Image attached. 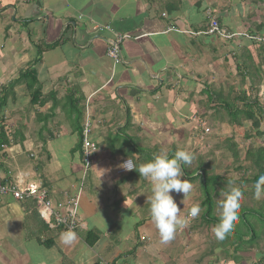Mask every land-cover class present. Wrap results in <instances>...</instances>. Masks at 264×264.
<instances>
[{"label": "crops", "instance_id": "crops-1", "mask_svg": "<svg viewBox=\"0 0 264 264\" xmlns=\"http://www.w3.org/2000/svg\"><path fill=\"white\" fill-rule=\"evenodd\" d=\"M207 10L213 12L224 35H234L232 39L209 34ZM263 15L264 8L259 10L251 0H0L3 176L9 183L24 185L31 182L33 169L55 204L63 201L64 191L80 190V218L87 231V236L75 233L76 239L66 245L60 242L62 233L50 229L45 234L54 239L51 249L36 241L21 242L25 225L32 222V202L6 198L0 203V217H4L0 220V264H65L68 258L73 261L68 264H134L129 262L134 252L148 253L151 237L138 230L155 226L145 197L150 181L136 170L123 172L121 165L130 160L138 170L162 152L171 156L187 147L193 154L207 147L202 140L205 130L189 127L193 123L190 114L209 123L207 117L213 118L209 113L216 104L208 95L212 91L228 94L231 87H237L233 84L224 91L220 85L214 90L211 78L229 53L244 52L248 44L243 47L236 42L248 41L244 34L255 31ZM96 25L111 26L112 32L95 29ZM116 34L126 37L121 45L123 62L117 65L107 55ZM39 51L43 54L38 63ZM34 64L38 84L33 92L42 98L32 101L24 73ZM88 121L93 123L90 139L97 148L87 173L93 160L97 161L95 178L84 185V160L76 140L83 138ZM64 132L74 143L68 154H58V145H51L63 139ZM118 157L121 165L116 171ZM187 169L191 172L188 165ZM184 177L188 179L185 172ZM134 193L138 197L131 199ZM200 196L193 204L203 202L201 190ZM35 217L37 226L44 221L40 214ZM141 217L146 218L138 222ZM127 223L138 234L133 247L129 239L122 242L120 228ZM36 229L44 240L49 239L43 226ZM190 232L185 236L188 241L192 240ZM89 236L94 245L89 244ZM159 239L157 256L181 264L178 260L184 257L166 260L160 255L165 244Z\"/></svg>", "mask_w": 264, "mask_h": 264}, {"label": "trees", "instance_id": "trees-1", "mask_svg": "<svg viewBox=\"0 0 264 264\" xmlns=\"http://www.w3.org/2000/svg\"><path fill=\"white\" fill-rule=\"evenodd\" d=\"M251 2L256 7H259V10L260 7L264 8V0H251ZM244 35L252 44L246 47L244 52L241 54L233 52L237 63L238 75L240 76V85L243 87V90H237L235 87H231L228 94H225L223 91H212L209 99L211 102L216 104V106L212 108L214 110L213 116L217 120L222 121L223 115L221 116V114L222 112L226 113L230 123L233 125V129L238 131L241 139L248 142L252 139L253 135L251 132H247L244 127V124L247 122L251 124V128L255 131L257 136L264 137V131L262 129L264 125V105L261 103L259 97V86H261L264 81V43L259 42L258 40L264 39V15L263 21L255 26V31L249 30V33H245ZM250 47H257L256 57L252 53L254 51ZM38 54L39 63L43 53L39 51ZM260 60L262 62H260ZM35 65L36 64L24 73L28 87L32 92V101L36 96L41 97L39 93L36 94V92H33L34 86L38 84V76ZM2 134L1 137L3 136ZM3 141L6 142L5 140ZM227 142L231 144L230 148L233 147L236 151L239 149L238 147H240L233 139L228 140ZM78 150L82 153V161L84 160V164L85 158L83 154L84 147L82 136L79 139ZM244 150H246L244 157L245 160L251 164L254 162V165H251L250 167H238L236 172L240 173V178L237 180L227 179L216 174V172L209 174L207 169L214 167V164H211V155H206V157L200 156L195 160L197 163L193 161L195 164L192 162L191 165H188L191 169H193L192 173L194 174L192 177H188L189 180H201V177L203 179L201 180L202 185H200V188L203 192L204 200L199 205L201 207V211H204L202 218L205 220L204 223L207 224V227L216 225L219 222V213H214L219 212L217 208V199L220 198L221 194H225L231 187H239L243 192V203H241L239 221L230 233L231 237L229 235V238L236 241L233 247H230L233 249V255L228 250L230 248H225L227 249V251H225L228 254L227 256L233 257L235 264L243 263V255L259 250L260 243L264 240V198L258 201L255 199L254 195L255 183L259 176L264 175V141L263 147L261 148H254L253 145L247 144L244 146ZM238 152L239 150L235 155V159L239 155ZM195 154L196 152L193 153V156H195ZM183 169L186 170L187 165L183 166ZM198 172L202 173L197 174ZM258 203L260 205H258ZM34 206L35 205L32 202V205L29 207L33 212L31 216L32 222L26 224V227L28 225H33L37 228L39 225L43 226L45 229V231L43 230V234L50 231V229L61 233L67 231L63 227L52 228L44 221L41 223L37 222V226L35 223V215L39 216V214ZM39 233L41 234L40 231ZM37 237L39 244L44 245L48 249L54 247L55 242L52 237L48 240H44L41 236ZM90 239L91 236L88 238L89 244L94 245L96 242L91 241ZM228 240L230 241V239ZM212 251L214 252V249ZM263 262L264 260H261L259 263L252 264H263Z\"/></svg>", "mask_w": 264, "mask_h": 264}, {"label": "rangeland", "instance_id": "rangeland-1", "mask_svg": "<svg viewBox=\"0 0 264 264\" xmlns=\"http://www.w3.org/2000/svg\"><path fill=\"white\" fill-rule=\"evenodd\" d=\"M241 40H238L236 43L239 44V46H245V44L247 43L248 46H250L252 43H250L248 41H244L243 43L240 42ZM231 42V41H229ZM253 51H257V47H250ZM230 51V49H229ZM231 52V51H230ZM226 57V56H225ZM223 57V58H225ZM228 58V60H221L220 63V67L216 66L218 70H214V77H212V86L214 88V90H218V87L224 86L223 90L227 91L229 89V87L233 84H236L237 87L236 89L240 90L243 89L240 85V76L237 73V68L236 65L234 64L236 62L234 55L229 53V55L226 57ZM260 62H262L260 60ZM216 74V75H215ZM259 97H260V101L261 103L264 105V81L262 83L261 86H259ZM208 94V92L206 93ZM210 98V95H208V99ZM64 100V99H63ZM63 100L61 101L63 104H65V101L63 102ZM208 103V102H206ZM69 108V107H68ZM214 110H212L211 113H209L210 115H214L213 114ZM208 114V115H209ZM216 115V114H215ZM223 115V116H222ZM205 116L207 117V113H205ZM221 116L224 118V122H220L217 123V120L214 116L211 119V117H207L209 120L204 122L203 125L198 124L197 122L192 121L193 123H191L189 125V127L192 130L195 131H200V130H205V128H209V132L206 133L205 131V135H203V142L205 146H207L204 150H198L195 151L196 154L194 156L193 161L196 160V158H199L200 156L204 157L206 155H208L211 151V156L210 159H212L211 164H214V167L212 168H208L207 172L210 173H214L216 172V174L225 177L227 179H231V180H237L240 178V173L236 172L238 169V167L240 166H245V167H250L251 164L250 162L245 160V152L246 150H244V146H246L247 144L253 145L254 148H261L263 147V141H264V137H259L255 134V131L251 128V124L250 123H245L244 127L247 130V132H251L253 137L250 141L246 142L245 140L241 139L239 136L238 131H235V129H233V125L230 123L229 118L227 117L226 113H222ZM222 118V119H223ZM208 126V127H207ZM73 129V128H72ZM263 131H264V125L262 127ZM65 130V129H64ZM253 130V131H252ZM72 131V130H71ZM65 136L63 137V139L61 140H54V142L52 143L51 146H54L55 144H57L58 146H56L57 148V153L58 154H68L70 148H72V144L74 143L73 141H70L69 139V133L64 132ZM234 140V142H237V144L240 146L238 147L239 149V155L236 157L235 159V155L237 154V151L234 150V148H230V143L227 142L228 140ZM79 141L76 140V143ZM79 143V142H78ZM77 143V144H78ZM179 149V148H178ZM101 150H104V148H102ZM181 150H187L181 148ZM194 152V153H195ZM57 153H55L57 155ZM67 156V155H66ZM121 157H118V161L117 163H119L117 169H115L116 171L119 169L121 162H119V159ZM214 158V159H213ZM215 160V161H213ZM96 161L97 159H94L91 165V169L88 172V170H84L82 178L81 179H85L84 181V185L87 184L90 180H93L95 177H93L94 172V165H96ZM196 162V161H195ZM33 164H35L36 162H32ZM194 163V162H193ZM197 163V162H196ZM195 164V163H194ZM191 168V167H190ZM186 171V174L188 175V177H192L194 174L192 173L193 169H191V172H188V169L184 170L183 172ZM32 173L31 178L29 180H31V182H37L38 179H36L37 177L34 176V170L32 169ZM202 173V172H198L197 174ZM208 174V175H209ZM92 176V177H91ZM91 178V179H90ZM145 179V178H144ZM183 179L189 181L192 185H193V189L191 191V193L189 194V196L182 202L183 200V194H177L175 191H173L174 196L176 197L175 201L178 205V208H180V215L182 217H186L188 210L190 209L191 206H193L194 202L197 200H201L202 197L200 196V190L196 191L195 185L199 186L202 185L201 180L198 179L196 181L194 180H189L187 178L184 177L183 175ZM226 179V180H227ZM140 180V179H138ZM146 180V179H145ZM61 187L64 186L60 185ZM202 191V190H201ZM151 195V191H150V187H148V190H146V194L145 197H148ZM181 195V197H180ZM225 194H221L220 198L217 199V201L222 200L224 198ZM134 197H138V195H136L134 193V195H132V197H130L131 199H135ZM130 198H128L130 200ZM182 198V199H179ZM248 199V198H247ZM199 200V201H200ZM250 200V199H248ZM260 201V200H258ZM16 204V202H14ZM196 203V202H195ZM243 203V201L241 202ZM199 204V202L197 203ZM258 205H260L258 203ZM132 206H136V204L132 205ZM131 212L134 209H130ZM204 211H201L200 215L198 217L195 218H189L188 220V224L189 227H186V231L180 235L178 234V232H176L174 238L167 242V243H162L161 239H159L160 244H165L164 245V249H165V254L164 255L161 254L160 255L164 258V259H168V256L175 257V255H177V259H180L181 257L187 258L184 261V258H181V260H178L179 262H181V264H213L216 263L217 261H219V264H235L233 257L227 256V249L225 248H230L233 247V245L235 244V240H233L232 238H229V235L227 236L226 239H224V241L221 240H217L215 237V234L213 232V228L215 225H211L210 227H207V224L204 223V219L201 217V215L203 214ZM148 213V212H147ZM219 212H215L214 214H218ZM4 217H0V220H2ZM146 217H141L138 219V222L142 219H144ZM136 219V218H135ZM193 220V225H191L190 223ZM3 222V220H2ZM196 222V223H195ZM187 224V225H188ZM132 225V224H131ZM130 224L127 223L126 225H123L120 228V231L123 232L122 234V242L124 241L123 239H129L128 243L130 244L131 247H133L135 245V242L137 241V232L134 226H131ZM26 226V225H25ZM24 226V227H25ZM202 226V227H200ZM191 229L193 230L192 233V240L188 241V238L185 239V236H188L189 231H191ZM138 231H140L141 233L143 231H145L146 233L149 234L150 238V243L148 244V253H141L139 252L136 255H131L134 257H131V259L129 260V262H133L134 264H145L144 261L147 262V264H161L162 262H164V264H174L173 262H166L165 260H162L161 257L157 256L156 251H155V246L159 247L158 241L156 240V237L159 236L157 229L154 226V229L149 230V228L143 226L142 228H140ZM84 232V236H87V231L86 230H81L79 233ZM86 234V235H85ZM79 235H83V234H79ZM180 235V236H179ZM37 236H41L42 235L38 232V230L36 229L35 226L33 225H28L24 231V233H22V237H21V242H26V243H30V241H36L37 243H39L37 241ZM183 236V238L181 237ZM19 237V236H18ZM49 236L47 234H45V238L47 239ZM231 237V235H230ZM50 238V237H49ZM230 239V241L228 240ZM19 241V243H21ZM234 241V242H233ZM63 244V241H60ZM222 242V243H221ZM230 242V243H229ZM155 243V244H154ZM22 244V243H21ZM132 244V245H131ZM40 246H44V245H40ZM60 247H63L60 246ZM214 249V252L212 251ZM229 252L233 255V249L230 248L228 249ZM57 254L56 252H52V255ZM61 255V254H60ZM62 256V255H61ZM227 256V257H225ZM63 257V256H62ZM244 258V261L242 264H252V263H259L261 260H264V240L263 242L260 243V249L257 250L256 252H250L247 253L245 255L242 256ZM36 259V262L39 263V258H37L36 256H33L31 259ZM69 262H73L71 258H68V260L65 262V264H68ZM166 262V263H165ZM264 264V262H263Z\"/></svg>", "mask_w": 264, "mask_h": 264}, {"label": "clouds", "instance_id": "clouds-1", "mask_svg": "<svg viewBox=\"0 0 264 264\" xmlns=\"http://www.w3.org/2000/svg\"><path fill=\"white\" fill-rule=\"evenodd\" d=\"M233 37L234 35L227 39L230 40ZM193 159L192 153L186 150H177L171 156L166 152L156 155L151 161L140 164L138 170L130 160H126L121 165L126 171H138L140 177L150 181L151 195L147 197L149 212L162 243L171 241L179 229L186 227L188 218H196L201 213L200 205L194 204L188 210L187 216L182 217L180 208L170 194L173 191L177 194L182 193L183 202L191 193L193 185L183 179V166L191 165ZM254 188L255 199L264 198V175L259 176ZM242 200L243 192L240 188L231 187L225 193L224 198L218 201L219 222L213 228L217 240L226 239L233 231L239 221ZM75 239V233L71 230L61 234V240L66 245L72 244Z\"/></svg>", "mask_w": 264, "mask_h": 264}, {"label": "built area", "instance_id": "built-area-1", "mask_svg": "<svg viewBox=\"0 0 264 264\" xmlns=\"http://www.w3.org/2000/svg\"><path fill=\"white\" fill-rule=\"evenodd\" d=\"M207 16L210 19L209 34L231 38L232 35H224L221 32L219 22L213 17V12L211 10H207ZM95 29L112 32L111 26L100 27L96 25ZM125 38L126 37L123 34H116V36L109 42L107 55L116 65L123 62L121 45ZM258 40L259 42L264 43V39ZM190 118L200 125L204 124L203 117L197 114H190ZM92 127L93 123L88 121L83 131L85 170H88L91 163L92 152L97 148L96 143L92 142L90 139ZM209 131V128H205L206 133ZM123 172L130 171L123 169ZM62 197L63 201L55 204L50 196L48 188H46L43 183L29 182L24 185L9 183L4 178L0 167V203L6 198H12L19 203H27L31 201L34 203L42 219L50 225V227H63L67 231L71 230L74 233L85 230V226L82 224L80 218L81 191L79 190L74 194L70 191H64Z\"/></svg>", "mask_w": 264, "mask_h": 264}]
</instances>
